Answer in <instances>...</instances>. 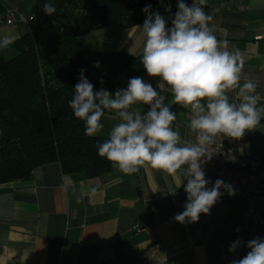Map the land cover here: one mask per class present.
<instances>
[{"label":"crops","instance_id":"crops-1","mask_svg":"<svg viewBox=\"0 0 264 264\" xmlns=\"http://www.w3.org/2000/svg\"><path fill=\"white\" fill-rule=\"evenodd\" d=\"M2 1L19 11L34 12V24L45 13L39 0ZM151 10L166 18L172 15L160 7L151 6ZM205 10L214 16L217 38L239 49L244 75L255 80L264 94V0H207ZM26 33L23 24L0 23V41L6 37L14 43ZM81 39L94 52L141 56L144 38L134 26L96 29ZM6 50L0 48V53H8ZM130 68L133 71L118 81V89L126 88L128 80L137 76L160 87L157 90L165 103L177 112L181 136L194 139L187 110L171 104L167 86L136 65L127 70ZM136 107L146 110L147 106ZM107 116L111 128L119 122L115 112L108 111L102 123ZM227 140L240 155L264 159V120L242 140ZM183 179L180 174L169 176L151 167L131 176L113 168L88 176L67 173L59 162H50L35 168L29 179L0 184V264H231L246 254L248 240L264 238L263 228L241 235L234 232L244 207L237 190L230 197L223 189L221 206L201 214L198 222H176L174 216L184 210L186 202L180 186ZM96 184L100 190L90 196L88 189ZM237 239L244 244L230 253L229 245Z\"/></svg>","mask_w":264,"mask_h":264},{"label":"clouds","instance_id":"clouds-1","mask_svg":"<svg viewBox=\"0 0 264 264\" xmlns=\"http://www.w3.org/2000/svg\"><path fill=\"white\" fill-rule=\"evenodd\" d=\"M160 2L165 12L172 13L170 3ZM206 6L207 0H192L191 4L177 0V10L166 18L159 11L153 12L149 4L142 9L146 15L142 26L137 25L144 38L140 57L144 71L167 86L171 104L187 110L188 128L194 139L181 136L177 112L165 103L157 87L139 76L130 78L126 88L113 93L103 86L95 90L81 69L68 101L74 117L83 121L86 136L102 132L106 110L114 111L119 118L108 138L97 145L99 157L113 169L131 176L151 167L169 176H183L180 186L184 187L186 202L184 210L174 216L180 224L196 223L201 214H210L224 195L222 188L230 197L236 195L233 185L219 178L213 183L207 178L204 165L215 155L212 145L218 137L242 140L264 120V94L258 91L255 80L244 75L239 49L217 38L212 26L214 16L205 10ZM42 10L50 16L57 11L48 2ZM10 43L2 40L0 48ZM94 67H99V62ZM137 105L147 106L146 110ZM232 151L228 149L224 154L234 159ZM100 187L90 186L89 195L95 196ZM243 244L237 239L229 245V252L235 253ZM246 248V254L231 264H264V238L248 240Z\"/></svg>","mask_w":264,"mask_h":264},{"label":"trees","instance_id":"trees-1","mask_svg":"<svg viewBox=\"0 0 264 264\" xmlns=\"http://www.w3.org/2000/svg\"><path fill=\"white\" fill-rule=\"evenodd\" d=\"M46 2L56 13L33 22V31L13 43L16 56H0V184L29 179L50 162L88 176L112 168L97 152L108 135L86 136L68 101L81 69L95 90L103 86L114 93L130 66L144 70L141 56L94 52L81 37L96 29L142 25L146 5L164 9L160 0H39L41 8ZM6 8L0 0V15Z\"/></svg>","mask_w":264,"mask_h":264},{"label":"built area","instance_id":"built-area-1","mask_svg":"<svg viewBox=\"0 0 264 264\" xmlns=\"http://www.w3.org/2000/svg\"><path fill=\"white\" fill-rule=\"evenodd\" d=\"M186 2L191 4L192 0ZM164 3L171 4L174 14L177 10V0H164ZM34 20V12L25 13L12 6H7L4 14L0 15V23L4 22L9 26L23 24L27 32L33 31ZM5 39L8 38L2 37L1 41ZM212 149L215 155L204 165L206 177L213 183L219 178L233 185L244 199V207L234 232L241 235L253 228L264 227V159L261 156L240 155L227 138L222 136L217 138ZM228 149L233 150L231 155L234 159H229L224 154ZM223 200L224 195L212 208H219Z\"/></svg>","mask_w":264,"mask_h":264},{"label":"rangeland","instance_id":"rangeland-1","mask_svg":"<svg viewBox=\"0 0 264 264\" xmlns=\"http://www.w3.org/2000/svg\"><path fill=\"white\" fill-rule=\"evenodd\" d=\"M45 17H46V14H45V13L40 14V15L37 17V19H36V21H35V24H37V23L43 21ZM7 49H9L10 52H9V50H6V52H8V53H4L5 51H1L2 53H0V56H4V57L7 58V59H10V58L16 56L17 51L15 50V48H14V46H13V42H11V43L7 46ZM4 54H5V55H4ZM133 67H134V66H133ZM132 69H134V68H132ZM129 71H130V73H131L133 70H131V68H130L129 70L125 71L124 74H123V76H122L121 78H119V81L122 80V79H124L126 76L130 75V74H129ZM157 88H160V87H157ZM161 88H162V86H161ZM121 89H122V88H121ZM161 90H162V89H161ZM158 91H159V90H158ZM159 92H160V91H159ZM162 92H163V91H162ZM162 92H161V93H162ZM110 121H111V120H109V118H108V116H107V117L105 118L104 122H103V124L105 125V127H104V129L102 130V132H101L100 134H98V135H108V132H109V130L111 129V127H110V123H112V122H110ZM257 229H258V231H261V230H262L260 227H258Z\"/></svg>","mask_w":264,"mask_h":264},{"label":"water","instance_id":"water-1","mask_svg":"<svg viewBox=\"0 0 264 264\" xmlns=\"http://www.w3.org/2000/svg\"><path fill=\"white\" fill-rule=\"evenodd\" d=\"M142 222H144V221H142ZM140 226V225H139ZM141 227V226H140Z\"/></svg>","mask_w":264,"mask_h":264}]
</instances>
